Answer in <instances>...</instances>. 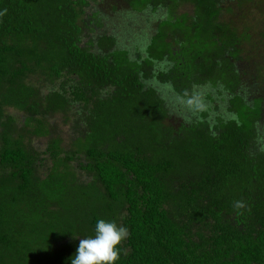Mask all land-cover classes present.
I'll return each instance as SVG.
<instances>
[{"label": "trees", "instance_id": "obj_1", "mask_svg": "<svg viewBox=\"0 0 264 264\" xmlns=\"http://www.w3.org/2000/svg\"><path fill=\"white\" fill-rule=\"evenodd\" d=\"M99 218L116 264H264V0H0V264Z\"/></svg>", "mask_w": 264, "mask_h": 264}, {"label": "clouds", "instance_id": "obj_2", "mask_svg": "<svg viewBox=\"0 0 264 264\" xmlns=\"http://www.w3.org/2000/svg\"><path fill=\"white\" fill-rule=\"evenodd\" d=\"M128 236L125 225L99 218L95 222L94 235L79 240L77 250L70 258L71 264H116L121 256L122 242Z\"/></svg>", "mask_w": 264, "mask_h": 264}]
</instances>
